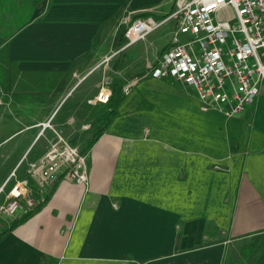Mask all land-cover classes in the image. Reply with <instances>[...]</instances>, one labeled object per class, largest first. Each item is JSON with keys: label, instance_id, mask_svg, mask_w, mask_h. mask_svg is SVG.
Segmentation results:
<instances>
[{"label": "crops", "instance_id": "crops-1", "mask_svg": "<svg viewBox=\"0 0 264 264\" xmlns=\"http://www.w3.org/2000/svg\"><path fill=\"white\" fill-rule=\"evenodd\" d=\"M165 4L0 0V47L14 62L0 86L11 113L0 123V185L41 157L54 133H82L75 110L103 108L96 93L115 83L122 95L84 153L86 182L58 176L45 203L0 238V264H222L233 241L264 234V88L226 117L202 110L191 87L146 73L174 16L142 68L123 55L135 41L117 43L128 14L160 24L175 10Z\"/></svg>", "mask_w": 264, "mask_h": 264}, {"label": "built area", "instance_id": "built-area-1", "mask_svg": "<svg viewBox=\"0 0 264 264\" xmlns=\"http://www.w3.org/2000/svg\"><path fill=\"white\" fill-rule=\"evenodd\" d=\"M226 6L231 7L233 18L217 19V12ZM171 16L177 23L167 47L149 67L151 75L165 74L191 87L202 110L214 109L226 117L243 113L264 86V0H185ZM143 21L147 25L136 29ZM158 24L150 18L132 20L124 31L125 45ZM180 35L187 37L181 40ZM108 95L99 91L93 102L105 103ZM25 171L41 193L58 176L80 185L87 178L85 155L57 133ZM12 175L0 185V223L1 218L11 219L34 204L25 180H13L5 189Z\"/></svg>", "mask_w": 264, "mask_h": 264}, {"label": "rangeland", "instance_id": "rangeland-1", "mask_svg": "<svg viewBox=\"0 0 264 264\" xmlns=\"http://www.w3.org/2000/svg\"><path fill=\"white\" fill-rule=\"evenodd\" d=\"M180 1L181 0H166V4L164 5V8H163L165 10V13L168 10H170L171 8H172L171 10L176 9L179 6ZM128 17H129L128 20H123V24L119 27V28H121L120 30H122L124 28L126 29L131 24L132 20L136 19V18H134V19L130 20V18H131L130 14H128ZM216 18L219 20H230L231 18H233V12H232L231 7L226 6L222 10L218 11L216 14ZM16 22H18V21H16ZM173 24H174V18L173 17L169 18L168 21L167 20L162 21L160 24L155 26L153 28V30H150L148 33H146L144 35L143 39L135 41L131 46H129L128 48H125V50L123 51V55L125 56V60L128 59V62H130L132 65H134V68H139V67L142 68L144 57L146 56L145 53L147 51H149V49H151V46H152L151 44L157 42V39L161 40L162 42L164 40H166L167 32ZM125 29H124V31H125ZM124 31H123V33H124ZM7 32L8 31H5L3 34H7ZM169 37H170V35H169ZM183 37H187V36L186 35H180L181 40H183ZM124 40H125V35H124ZM148 67L146 68V73H147V71L148 72L150 71V69ZM129 73L130 72H128V76H131V75H129ZM138 75L139 74H134L131 77H135ZM176 84H178L180 87H185V86L180 85L179 83H176ZM262 87H264V86H262ZM80 90H81V86L76 91H80ZM43 96L44 95L34 94L35 98L43 97ZM6 103H7V99L0 97V120H1L0 123H2L3 120L5 121V119L8 116H11L10 111L7 110V107H6L7 104ZM64 106H65V104L61 108H63ZM206 110H208V109H206ZM100 111H99V113H100ZM62 112H63L62 110L59 111V113H62ZM75 112L78 114L77 119L79 118L77 124L78 125H80V124L85 125L84 128H82L83 132L82 133L74 132V131L72 132V131H70L71 129L69 131H67V127H65L66 131H64L65 132V134L63 133L64 135L62 133H57V134L60 135L65 141H67L68 144L75 145L78 149H80L84 145L87 138L94 131L96 122L94 121L95 118L93 117L92 113L95 111L92 109H83V110L76 109ZM95 114H97V113L95 112ZM45 123H47V125H48L45 127L50 126L49 120H48V122H47V120L44 121L42 123L43 126L45 125ZM77 133H79V134H77ZM0 135H1V127H0ZM53 135L55 137V133ZM49 143H50V141L49 142L43 141V145H45V146L49 145ZM1 149H2V147H0V171L2 169H4L6 166V164H5L6 160L1 155V153H2ZM28 162H31V160L27 161L26 163H22L18 167V171H16V172L18 173L17 177H20L19 179H17V177H16V179L14 178V175H16V172H14V174L12 176H10V179L14 178L13 180H25L26 185H28L27 177L29 175L24 174V171L26 169ZM22 169H23V172L21 171ZM24 175H25V177H23ZM8 184H10L9 181L6 182L5 188H7ZM36 192L41 193L39 191H36ZM30 194L33 195L32 192H30ZM31 198H32V196H31ZM32 199L34 202H36L34 200V197ZM0 201H1V199H0ZM25 201H27V200H25ZM30 207L31 206H29V208ZM28 209H26L24 212H26ZM24 212L20 213L19 215L12 217L11 219H7L8 221L5 218H3V219L1 218L0 229L7 226L12 220H14L15 218H18ZM231 246H234V248H226L225 249L224 258L222 259V264H255L256 257L259 256V254L263 252L262 250H264V234L262 233V234L253 235L250 237H244V238L239 239L237 241H233V244ZM47 258H51V257L47 256ZM50 262L51 261H48L47 264H50ZM52 264H54V261H52Z\"/></svg>", "mask_w": 264, "mask_h": 264}, {"label": "trees", "instance_id": "trees-1", "mask_svg": "<svg viewBox=\"0 0 264 264\" xmlns=\"http://www.w3.org/2000/svg\"><path fill=\"white\" fill-rule=\"evenodd\" d=\"M134 19V17H132ZM125 29V28H124ZM124 29L120 30L118 33V40L117 43L120 44L124 40ZM6 36V35H5ZM3 38V37H2ZM8 58L6 56V44H2L0 47V86L2 88H5L4 86V75L7 74V70L10 71L12 69V65L14 66V62L7 61ZM8 67V69H7ZM3 77V78H2ZM122 95L120 93V87L119 85L112 83L111 90L108 95L107 101L105 103H95L96 105H101L103 108L96 107L93 109L97 114L94 115L95 118V128L93 133L87 138L84 145L79 149V152L84 154L90 146L97 140V138L100 136V134L103 132V130L106 128V126L110 123V121L113 119V117L116 114V106L118 102L121 100ZM101 110V111H100ZM100 111V113H99ZM27 177V176H26ZM27 183L29 191L33 193L32 198L34 197V200L36 203L31 206L26 212H24L22 215H20L18 218H15L12 220L7 226L0 229V238L10 229H12L15 225L21 223L24 221L27 217H29L33 212H35L37 209H39L46 201V199L49 197L50 193L53 190L54 185L56 184V178L53 179L52 183L49 186L48 190L43 191L42 193L36 192V184L33 179H31L29 176L27 177ZM34 191V192H33ZM263 252L259 254V256L256 257L255 264H264V250ZM48 261H51L50 264H52V258H46L45 262L47 264ZM41 264V263H40ZM44 264V263H42ZM128 264H135V263H128Z\"/></svg>", "mask_w": 264, "mask_h": 264}, {"label": "bare ground", "instance_id": "bare-ground-1", "mask_svg": "<svg viewBox=\"0 0 264 264\" xmlns=\"http://www.w3.org/2000/svg\"><path fill=\"white\" fill-rule=\"evenodd\" d=\"M144 25H147V24L143 21L142 23L136 25V29H140Z\"/></svg>", "mask_w": 264, "mask_h": 264}]
</instances>
